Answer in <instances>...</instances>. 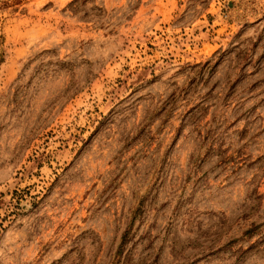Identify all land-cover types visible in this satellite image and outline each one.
I'll use <instances>...</instances> for the list:
<instances>
[{
    "label": "rangeland",
    "instance_id": "1",
    "mask_svg": "<svg viewBox=\"0 0 264 264\" xmlns=\"http://www.w3.org/2000/svg\"><path fill=\"white\" fill-rule=\"evenodd\" d=\"M0 264H264V0H0Z\"/></svg>",
    "mask_w": 264,
    "mask_h": 264
}]
</instances>
